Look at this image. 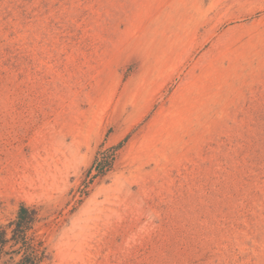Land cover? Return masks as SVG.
Listing matches in <instances>:
<instances>
[{
  "label": "rangeland",
  "instance_id": "374dc122",
  "mask_svg": "<svg viewBox=\"0 0 264 264\" xmlns=\"http://www.w3.org/2000/svg\"><path fill=\"white\" fill-rule=\"evenodd\" d=\"M264 264V0H0V264Z\"/></svg>",
  "mask_w": 264,
  "mask_h": 264
},
{
  "label": "trees",
  "instance_id": "16d2710c",
  "mask_svg": "<svg viewBox=\"0 0 264 264\" xmlns=\"http://www.w3.org/2000/svg\"><path fill=\"white\" fill-rule=\"evenodd\" d=\"M37 212L31 210L25 206L19 211L17 222L12 224L15 228L13 229L12 241H15L17 244H22V251H24L23 259L17 264H38L39 257L34 248L30 246V243L26 241V231L29 229L31 224L35 221V216ZM7 232L2 231L0 233V251L3 246L6 244L5 236Z\"/></svg>",
  "mask_w": 264,
  "mask_h": 264
}]
</instances>
